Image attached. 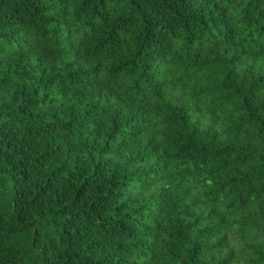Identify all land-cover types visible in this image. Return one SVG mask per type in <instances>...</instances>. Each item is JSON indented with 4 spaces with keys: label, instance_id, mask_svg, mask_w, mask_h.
<instances>
[{
    "label": "trees",
    "instance_id": "16d2710c",
    "mask_svg": "<svg viewBox=\"0 0 264 264\" xmlns=\"http://www.w3.org/2000/svg\"><path fill=\"white\" fill-rule=\"evenodd\" d=\"M0 264H264V0H0Z\"/></svg>",
    "mask_w": 264,
    "mask_h": 264
}]
</instances>
